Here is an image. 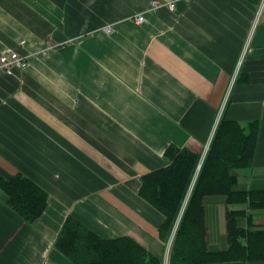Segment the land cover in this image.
<instances>
[{
  "label": "crops",
  "instance_id": "0c3cea01",
  "mask_svg": "<svg viewBox=\"0 0 264 264\" xmlns=\"http://www.w3.org/2000/svg\"><path fill=\"white\" fill-rule=\"evenodd\" d=\"M151 2L0 0V54L11 47L29 61L0 71V179L22 173L48 193L29 222L0 186V264H76L54 246L69 215L163 258L165 218L139 194L141 175L168 163L171 144L202 153L222 116L259 122L238 188H264V0H178L154 12ZM205 204L208 245L224 249L231 206L221 195ZM248 213L264 227V209Z\"/></svg>",
  "mask_w": 264,
  "mask_h": 264
},
{
  "label": "trees",
  "instance_id": "16d2710c",
  "mask_svg": "<svg viewBox=\"0 0 264 264\" xmlns=\"http://www.w3.org/2000/svg\"><path fill=\"white\" fill-rule=\"evenodd\" d=\"M259 129L257 120L243 126L222 116L203 162L201 153L171 144L165 150L168 163L141 175L139 194L163 213L165 219L159 231L165 242L191 190L170 264L264 259V227L251 224L252 214H247L248 209H264V188H238V170L254 162ZM0 186L8 196V205L24 220L33 222L45 211L48 193L30 177L22 173L1 177ZM211 195L224 196L231 206L225 212L227 246L220 250L211 249L207 241L205 198ZM243 217H247L245 227L240 224ZM54 246L77 264L163 263L161 256L134 237L104 238L72 215L64 221Z\"/></svg>",
  "mask_w": 264,
  "mask_h": 264
},
{
  "label": "built area",
  "instance_id": "2783aa9c",
  "mask_svg": "<svg viewBox=\"0 0 264 264\" xmlns=\"http://www.w3.org/2000/svg\"><path fill=\"white\" fill-rule=\"evenodd\" d=\"M178 0H152L150 5V11H157L163 6H167L170 9H174ZM189 1V0H187ZM134 20L138 23H142L147 20L144 13H137L134 15ZM114 27L106 26L105 31L107 33H112ZM24 42V41H22ZM29 61L28 57L21 54L19 51L8 47L0 54V71L7 74H13L15 69H24L27 67Z\"/></svg>",
  "mask_w": 264,
  "mask_h": 264
},
{
  "label": "rangeland",
  "instance_id": "374dc122",
  "mask_svg": "<svg viewBox=\"0 0 264 264\" xmlns=\"http://www.w3.org/2000/svg\"><path fill=\"white\" fill-rule=\"evenodd\" d=\"M208 146L204 149V151L201 153V156H200V162H203L205 156H206V153L208 151ZM200 164V163H199ZM197 172H198V169H197ZM196 172V174H197ZM195 180H196V175H194V178L192 179V186L194 185L195 183ZM191 186V187H192ZM190 192L191 190H189V192L187 193V196L184 200V203L182 204V207L180 209V212L178 214V217L176 218L175 220V223H174V226L172 227L171 231H170V234H169V238H168V241L166 242V248H165V252L163 253L162 252V255H163V263L162 264H170V256H171V251H172V247H173V243H174V240H175V237H176V233H177V230L180 226V223L182 221V214L186 208V205H187V202H188V199H189V195H190ZM237 206H240V205H237ZM89 228V227H88ZM61 252V251H60ZM62 254H64L63 252H61ZM65 255V254H64ZM66 256V255H65ZM68 259H70L68 256H66ZM71 260V259H70ZM72 262H74L73 260H71ZM75 263V262H74ZM77 264V263H76Z\"/></svg>",
  "mask_w": 264,
  "mask_h": 264
},
{
  "label": "water",
  "instance_id": "95a60500",
  "mask_svg": "<svg viewBox=\"0 0 264 264\" xmlns=\"http://www.w3.org/2000/svg\"><path fill=\"white\" fill-rule=\"evenodd\" d=\"M201 163V162H200ZM199 166H200V164H199ZM199 168V167H198Z\"/></svg>",
  "mask_w": 264,
  "mask_h": 264
}]
</instances>
